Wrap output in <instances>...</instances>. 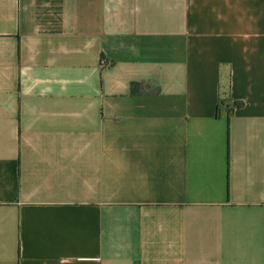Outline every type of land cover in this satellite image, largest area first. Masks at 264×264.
Masks as SVG:
<instances>
[{
	"label": "crops",
	"instance_id": "1",
	"mask_svg": "<svg viewBox=\"0 0 264 264\" xmlns=\"http://www.w3.org/2000/svg\"><path fill=\"white\" fill-rule=\"evenodd\" d=\"M0 264H264V0H0Z\"/></svg>",
	"mask_w": 264,
	"mask_h": 264
}]
</instances>
